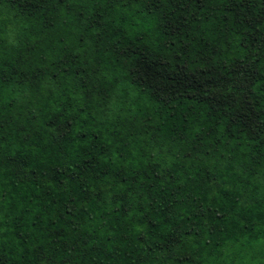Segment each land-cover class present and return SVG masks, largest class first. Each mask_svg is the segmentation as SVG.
Here are the masks:
<instances>
[{
  "label": "trees",
  "instance_id": "obj_1",
  "mask_svg": "<svg viewBox=\"0 0 264 264\" xmlns=\"http://www.w3.org/2000/svg\"><path fill=\"white\" fill-rule=\"evenodd\" d=\"M0 264H264V0H0Z\"/></svg>",
  "mask_w": 264,
  "mask_h": 264
}]
</instances>
